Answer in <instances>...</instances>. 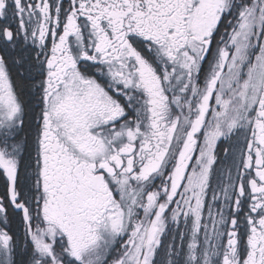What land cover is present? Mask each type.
<instances>
[{
  "label": "snow or ice",
  "instance_id": "snow-or-ice-1",
  "mask_svg": "<svg viewBox=\"0 0 264 264\" xmlns=\"http://www.w3.org/2000/svg\"><path fill=\"white\" fill-rule=\"evenodd\" d=\"M0 264H264V0H0Z\"/></svg>",
  "mask_w": 264,
  "mask_h": 264
}]
</instances>
